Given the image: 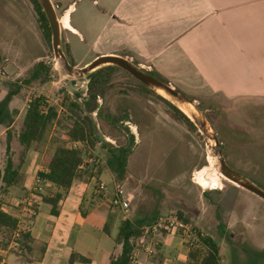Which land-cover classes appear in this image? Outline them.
Segmentation results:
<instances>
[{"label": "rangeland", "instance_id": "obj_1", "mask_svg": "<svg viewBox=\"0 0 264 264\" xmlns=\"http://www.w3.org/2000/svg\"><path fill=\"white\" fill-rule=\"evenodd\" d=\"M52 1L61 22L68 17L67 5L75 1L78 22L86 25L81 12L85 0ZM61 29L63 51L73 66L84 67L102 54L93 39L72 56L67 43L69 33L62 23ZM94 35L92 32L91 36ZM51 39L46 38L29 0H0V67L7 72L0 79V100L10 90L20 87L10 103L16 112L11 127L13 161L17 164L21 154L18 134L23 114L29 102L42 96L46 106L58 111L44 149L52 151L49 143L55 134L66 133L76 121L86 122L90 132L88 148L101 159L97 167L102 169L107 165L110 150L127 151L128 176L123 180L115 176V182L123 184L127 194L134 195L130 201L133 212L159 214L157 219L178 214L194 224L203 236L218 243L221 264H264V200L220 173L209 141L194 123L192 127L177 117L175 108L183 112L182 107L165 95L146 89L119 67L95 75L97 69L84 78L68 76L61 62L55 59ZM99 42L100 48L110 49L106 46L107 39ZM118 53L129 54L126 49ZM129 55L124 57L136 63L141 61ZM38 62L46 63L48 80L25 83ZM138 66L153 71L156 74L152 76L193 101L215 130L226 163L264 189V97L234 98L230 106L220 97L186 94L187 89L163 79L154 68ZM3 130L0 127V146L6 161L7 132ZM36 167L32 153L18 185L29 189ZM115 182H110V189ZM8 199L0 189V206L8 204ZM0 233L5 240H12L9 231L0 229ZM137 250L143 247L138 244Z\"/></svg>", "mask_w": 264, "mask_h": 264}, {"label": "crops", "instance_id": "obj_2", "mask_svg": "<svg viewBox=\"0 0 264 264\" xmlns=\"http://www.w3.org/2000/svg\"><path fill=\"white\" fill-rule=\"evenodd\" d=\"M81 9L86 25L78 22L75 1L65 8L72 28L65 29L72 56L94 39L101 55H119V50L126 49L141 60L137 65L154 68L163 79L187 89L186 94L220 97L229 105L234 98L264 97V0H85ZM105 39L110 49L100 48L99 41ZM0 127L7 132L5 126ZM46 152L43 146H34L21 166L17 183L3 191L9 203L0 209L17 218L31 240L28 250L20 245L12 248L10 239L5 240L0 233L2 256L10 264H110L111 257L122 251L115 242L120 214L112 208L109 188L110 182L116 181L115 174L108 165L102 169L84 166L54 217L51 205L42 202L39 194L53 193L56 188L36 181L44 169ZM32 153L37 167L26 189L18 183ZM0 160L3 171L2 146ZM100 183L110 190L100 192ZM3 187L0 178V189ZM127 197L132 201L134 195L128 193ZM25 200H31L32 205L23 206ZM158 215L132 210V221L147 225ZM107 224L110 234L105 231ZM150 242L151 252H135L137 264H193L190 249L178 234L163 231ZM72 254L89 262H71Z\"/></svg>", "mask_w": 264, "mask_h": 264}, {"label": "trees", "instance_id": "obj_3", "mask_svg": "<svg viewBox=\"0 0 264 264\" xmlns=\"http://www.w3.org/2000/svg\"><path fill=\"white\" fill-rule=\"evenodd\" d=\"M29 1L34 6V9L39 16L41 27L46 38L50 41L52 36L51 29L38 0ZM112 68L116 67H102L95 72V75ZM48 71L49 69L45 62H38L24 82L27 84H31L35 81L46 82L48 80ZM148 72L151 75L156 74L153 71ZM144 87L148 89L146 86ZM19 91L20 87H16V89L10 90L7 95L0 100V125L7 128V159L4 170L0 171V178L4 184L3 191L5 193L8 191V188L17 183L21 166L25 162L29 151L34 146L42 147L46 144L48 136L53 130L58 117L57 108L46 106L44 97L39 96L29 102L28 107L23 114L22 127L18 134V141L21 145V154L19 161L16 164L13 161L11 153V141L13 137L11 134V127L14 121V113L16 112H12L10 103ZM73 106L78 108L76 104H73ZM175 110L179 119L185 120L190 126L195 127L184 113L177 108H175ZM89 134L90 132L87 123L76 121L70 128H68L66 133L55 134L54 138L49 143V147L52 148V151H47L45 153L43 159L44 169L38 173V177L42 180L44 185L55 187L56 191L53 193L39 194V198L42 202L51 205V215L54 217L58 216L60 204L74 181L81 177L82 165L85 164L90 152L87 143ZM74 143H77L78 145L73 147L71 144ZM127 157V151L124 149L118 151L110 150L107 165L118 180H123L128 176ZM152 223L147 225H151ZM17 226L18 219L0 209V229L9 231L12 236L17 229ZM143 226L146 225L136 224L133 221L120 220L119 231L115 237V242L122 246V251L119 256L111 257L110 264H137L135 260V252L141 235V228ZM108 229L109 225L107 224V226H105V231L110 234ZM10 240L9 243L11 242ZM30 240L29 233H25L19 239V245L23 249L28 250V243ZM189 249V257L193 264H221L222 258L220 247L212 237L201 236L200 242L193 247H189ZM75 261L89 262V260L83 256L72 254L71 262ZM154 264L160 263L155 262Z\"/></svg>", "mask_w": 264, "mask_h": 264}, {"label": "water", "instance_id": "obj_4", "mask_svg": "<svg viewBox=\"0 0 264 264\" xmlns=\"http://www.w3.org/2000/svg\"><path fill=\"white\" fill-rule=\"evenodd\" d=\"M46 18L49 23L52 34V47L55 59L60 61L66 73L70 77L84 78L90 75L93 71L105 66H115L123 69L135 79H137L144 86L157 91L172 102L179 104L183 112L192 123H194L205 138L209 141L210 146L219 162L220 173L230 182L236 184L238 187L245 189L252 194L264 200V189L247 179L242 174L232 169L224 158V154L215 130L206 118L205 114L196 106L193 101L185 95L177 91L170 84L157 79L148 71L140 68L137 64L127 59L126 57L114 54H105L97 56L90 63L84 67H75L63 51L62 45V29L61 21L57 15L56 8L52 0H38Z\"/></svg>", "mask_w": 264, "mask_h": 264}, {"label": "built area", "instance_id": "obj_5", "mask_svg": "<svg viewBox=\"0 0 264 264\" xmlns=\"http://www.w3.org/2000/svg\"><path fill=\"white\" fill-rule=\"evenodd\" d=\"M7 72L4 68L0 67V79L5 78ZM78 144L74 143L73 147H76ZM101 163V159L93 153L91 150L88 154L85 164L82 165V168L87 164L92 166H97ZM37 184H40L42 180L37 177ZM41 186L38 187V191L41 190ZM98 190L100 192H108L110 189L104 183L98 185ZM23 206H31V200L23 201ZM111 205L112 208L118 211L121 216L122 221H132V207L129 198L127 197L125 188L123 184L114 183L111 196ZM163 231L176 233L189 247H193L200 242V237L203 236L198 228L191 222L185 221L180 218L176 213H170L167 215L160 216L154 223L151 225H146L141 228V235L138 240V244L143 247V249L151 252V242L150 239ZM25 234V229L21 228L19 223L17 229L12 235V240L10 246L16 248L19 246V239L22 235ZM136 251H138L136 249ZM2 251L0 250V264H10V262L2 256Z\"/></svg>", "mask_w": 264, "mask_h": 264}, {"label": "bare ground", "instance_id": "obj_6", "mask_svg": "<svg viewBox=\"0 0 264 264\" xmlns=\"http://www.w3.org/2000/svg\"><path fill=\"white\" fill-rule=\"evenodd\" d=\"M61 23L63 24V26H64L66 29L72 30L71 25H70V22H69V18H68V17H65ZM196 178H197V177H196ZM219 178H220V177H219ZM215 179H216V178H215ZM212 181L215 182L214 180H212ZM198 183L200 184L201 182H198ZM203 183H205V182H203ZM203 183H201V184L204 185Z\"/></svg>", "mask_w": 264, "mask_h": 264}]
</instances>
